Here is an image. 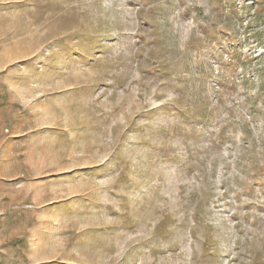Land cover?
<instances>
[{"label":"rangeland","instance_id":"obj_1","mask_svg":"<svg viewBox=\"0 0 264 264\" xmlns=\"http://www.w3.org/2000/svg\"><path fill=\"white\" fill-rule=\"evenodd\" d=\"M0 264H264V0H0Z\"/></svg>","mask_w":264,"mask_h":264}]
</instances>
